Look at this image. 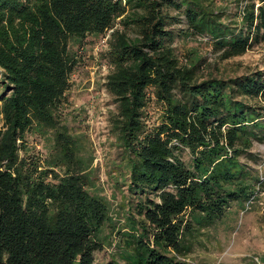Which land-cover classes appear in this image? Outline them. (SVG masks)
Segmentation results:
<instances>
[{
    "label": "trees",
    "instance_id": "trees-1",
    "mask_svg": "<svg viewBox=\"0 0 264 264\" xmlns=\"http://www.w3.org/2000/svg\"><path fill=\"white\" fill-rule=\"evenodd\" d=\"M260 42L264 0H0V264H95L104 247L112 264H197L264 186V75L222 71ZM97 43L120 149L106 181L66 115Z\"/></svg>",
    "mask_w": 264,
    "mask_h": 264
},
{
    "label": "rangeland",
    "instance_id": "rangeland-1",
    "mask_svg": "<svg viewBox=\"0 0 264 264\" xmlns=\"http://www.w3.org/2000/svg\"><path fill=\"white\" fill-rule=\"evenodd\" d=\"M254 1V0H253ZM259 2V0H255ZM106 39L102 45L106 46ZM101 43L87 46L80 52H85L83 66L72 78L73 87L69 99L71 108L67 109L72 132L81 134L86 132V145L95 150L94 164L100 169L103 181L107 180L106 170L119 159L120 149L112 146L114 136L110 131L111 111L116 110L115 99L108 92L105 82L110 72L102 53L99 52ZM197 44V43H194ZM180 53L184 52L182 42H176ZM201 49L210 57L213 48L210 45H200ZM222 71L229 76L263 73L264 75V42L256 43L245 54L239 55L222 63ZM224 72V73H225ZM264 105V100H263ZM0 127L2 119L0 116ZM38 139L29 144L34 153L45 155L48 149ZM256 152L264 154V143L258 142ZM43 158V157H41ZM264 168V166L262 167ZM259 195L252 202L254 208L246 212L243 218L236 222L233 229L222 225L219 228V238L209 239L202 236L203 245L197 242L195 250L190 254L197 264H259L258 260L264 255V186ZM109 247H104L95 254V264H112Z\"/></svg>",
    "mask_w": 264,
    "mask_h": 264
}]
</instances>
